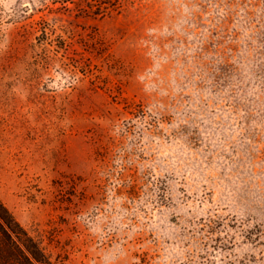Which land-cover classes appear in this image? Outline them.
I'll return each mask as SVG.
<instances>
[{
	"label": "rangeland",
	"instance_id": "1",
	"mask_svg": "<svg viewBox=\"0 0 264 264\" xmlns=\"http://www.w3.org/2000/svg\"><path fill=\"white\" fill-rule=\"evenodd\" d=\"M0 0V199L57 264H264V0Z\"/></svg>",
	"mask_w": 264,
	"mask_h": 264
},
{
	"label": "trees",
	"instance_id": "2",
	"mask_svg": "<svg viewBox=\"0 0 264 264\" xmlns=\"http://www.w3.org/2000/svg\"><path fill=\"white\" fill-rule=\"evenodd\" d=\"M97 6L94 13L116 7L122 0H86ZM0 264H57L45 251L42 242L17 220L0 199Z\"/></svg>",
	"mask_w": 264,
	"mask_h": 264
}]
</instances>
